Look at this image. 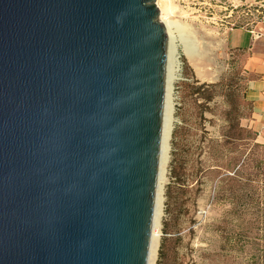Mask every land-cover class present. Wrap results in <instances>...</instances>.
Instances as JSON below:
<instances>
[{"label": "water", "instance_id": "95a60500", "mask_svg": "<svg viewBox=\"0 0 264 264\" xmlns=\"http://www.w3.org/2000/svg\"><path fill=\"white\" fill-rule=\"evenodd\" d=\"M156 0H0V264H147L166 40Z\"/></svg>", "mask_w": 264, "mask_h": 264}, {"label": "rangeland", "instance_id": "374dc122", "mask_svg": "<svg viewBox=\"0 0 264 264\" xmlns=\"http://www.w3.org/2000/svg\"><path fill=\"white\" fill-rule=\"evenodd\" d=\"M157 2L180 68L155 264H264V142L247 128L246 59L227 43L235 28L254 30L264 0Z\"/></svg>", "mask_w": 264, "mask_h": 264}, {"label": "bare ground", "instance_id": "6f19581e", "mask_svg": "<svg viewBox=\"0 0 264 264\" xmlns=\"http://www.w3.org/2000/svg\"><path fill=\"white\" fill-rule=\"evenodd\" d=\"M157 8L159 7L158 2L156 3ZM159 20L164 26L167 40H166V54H165V65H166V78H165V96H164V114H163V128L157 163V179L156 189L154 195L153 215L152 224L150 231V242L148 249L147 264H155L157 259V253L163 235L161 231V219L163 217V187L167 181V168L170 163V139L173 131V105L171 103V86L176 80V76L179 72L180 63L178 61L177 52L178 45L174 42L171 36V27L174 25L165 14V9H159ZM192 53L185 51V56L188 60H192Z\"/></svg>", "mask_w": 264, "mask_h": 264}, {"label": "crops", "instance_id": "0c3cea01", "mask_svg": "<svg viewBox=\"0 0 264 264\" xmlns=\"http://www.w3.org/2000/svg\"><path fill=\"white\" fill-rule=\"evenodd\" d=\"M227 43L246 59L250 80L243 99L252 109L247 128L255 130L264 142V17L254 30L242 27L231 30Z\"/></svg>", "mask_w": 264, "mask_h": 264}, {"label": "trees", "instance_id": "16d2710c", "mask_svg": "<svg viewBox=\"0 0 264 264\" xmlns=\"http://www.w3.org/2000/svg\"><path fill=\"white\" fill-rule=\"evenodd\" d=\"M243 132V130H241Z\"/></svg>", "mask_w": 264, "mask_h": 264}]
</instances>
